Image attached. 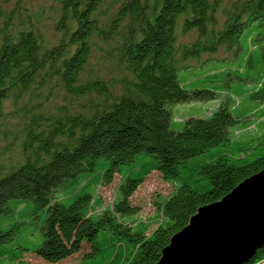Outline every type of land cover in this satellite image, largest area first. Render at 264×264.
Returning <instances> with one entry per match:
<instances>
[{"label":"trees","instance_id":"1","mask_svg":"<svg viewBox=\"0 0 264 264\" xmlns=\"http://www.w3.org/2000/svg\"><path fill=\"white\" fill-rule=\"evenodd\" d=\"M23 1L0 0V141L21 138L22 156L0 164V264H156L199 208L264 170V0H50L47 21ZM243 37L238 66L211 65ZM95 52L116 77L92 73ZM57 89L69 105L38 107ZM152 173L174 191L140 220L131 197ZM243 264H264V246Z\"/></svg>","mask_w":264,"mask_h":264},{"label":"water","instance_id":"2","mask_svg":"<svg viewBox=\"0 0 264 264\" xmlns=\"http://www.w3.org/2000/svg\"><path fill=\"white\" fill-rule=\"evenodd\" d=\"M264 246V170L203 206L156 264H243Z\"/></svg>","mask_w":264,"mask_h":264},{"label":"rangeland","instance_id":"3","mask_svg":"<svg viewBox=\"0 0 264 264\" xmlns=\"http://www.w3.org/2000/svg\"><path fill=\"white\" fill-rule=\"evenodd\" d=\"M228 2H229V0H228ZM226 3H227V1H226ZM20 4H22V5L24 4L27 7V11H30V12H33V10H34L33 8L43 9L44 13H45L42 17L43 21H47L52 17L50 12L46 11L47 7L53 6V4L51 3L50 0H25ZM16 5H17V0L15 2H14V0H12L11 4H7V5H4L3 3L1 4L2 8L5 10L6 13H9V11L12 8H15V11H16ZM35 11H37V9ZM25 13L26 12L23 13V17H24ZM11 24H12V29L18 28L20 26L19 20H17L16 15L15 16L13 15L12 20H11ZM48 27H51V23L46 22V25L43 27V29L46 30ZM182 29H183V20H182V18H180V19H178V22L176 25V34L179 35V42L180 43H186V44L192 43V41H194V39H195L194 33H189V34H186L185 36H182L181 35ZM44 34L46 35V37L48 39H51L52 34L50 31H48V30L44 31ZM262 36L264 37V32L259 33V35H257L258 38L262 37ZM240 41H241L240 44H241L242 51L239 52V54H240L239 58L234 57V59H231V57H230L231 55H229L227 53L228 54L227 58L220 59L219 61L214 62V64L212 63L211 65L216 67V68L225 67L227 69L228 68H234V67L238 66L240 63V59L244 56V48H247L246 42H245V37L241 38ZM259 44H264V38L261 42H259ZM223 54L224 53L221 52L220 55L217 54L215 57L216 58L221 57V55H223ZM90 61L92 64V73L93 74H98L99 77H103L106 79L113 78V77H116L118 75L119 69L113 67V65H108L106 63L107 61L102 59L98 52H95L92 55V58ZM188 70H189V72H188ZM188 70H184L181 72L185 73V74L190 73L189 75H191V77H189V79H192L193 76H195L196 69L193 68L192 70H194V71L192 73L190 72V69H188ZM197 71H199V70H197ZM183 79L184 78H182V80ZM185 79L187 80V77ZM53 94H54V96H53L54 98L51 99L49 102H45V99H47L49 96H47V97L43 96L41 98V100L38 101V102H40V104H39L40 106H38V107H43L47 111H54L55 107L70 104L71 101H70L69 97L64 98L61 90H59V89L54 90ZM73 105L75 106L76 103L73 102ZM181 105H177L175 108L174 107L173 108L177 109L179 111H182V112L185 110L191 109V107L195 108V105H193V104L185 103V104H181ZM11 106H12L11 103H7V105L5 106L6 112H12ZM28 106H30V105H28ZM214 107H215V104L207 103L206 106H204L202 111L206 112L205 109L212 110ZM174 113H175L176 119L179 120L180 116H179L178 112L175 111ZM174 121H176V120H174ZM182 121L183 120H181V122ZM258 128L259 127L255 125V126L248 128L244 132H246L247 134H259L260 130H258ZM237 133H239V132H237ZM20 140H21V138H18V140L14 141L13 143H11L10 141H6V142L0 141V158H1L0 164H2L3 166H6L7 168H10L9 165H12V167H13V166L18 165L19 163L22 162L21 151L19 149ZM4 145H9V146L12 145L13 150L11 152H6L4 155H2L1 151H2V148H4ZM5 175L3 174V176H5ZM118 183H119V179L115 178L114 182L111 185H109L107 187H101L98 189V195L101 197L104 207L110 206L112 201L114 200ZM173 191H174V187L168 183H165L161 179V177L158 173H152L145 180V182L137 189V191L133 194V196L131 197L132 205H134L135 207H137L139 209V212L135 215V218L140 219V220L150 219V218L153 219L155 216V206H154L155 201L159 197L168 198ZM154 228H155V226H153L151 228V230H153ZM27 261L29 262V264H44L43 262L41 263L34 256L28 257ZM76 261H77V257L73 256L72 258H70L67 261L62 262L60 264H76L77 263Z\"/></svg>","mask_w":264,"mask_h":264}]
</instances>
